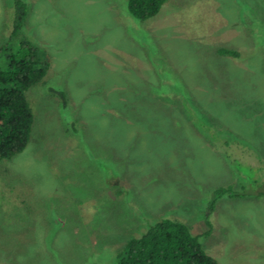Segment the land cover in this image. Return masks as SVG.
<instances>
[{
    "label": "rangeland",
    "instance_id": "1",
    "mask_svg": "<svg viewBox=\"0 0 264 264\" xmlns=\"http://www.w3.org/2000/svg\"><path fill=\"white\" fill-rule=\"evenodd\" d=\"M11 2L0 68L23 40L48 68L26 91L27 146L0 161V264H114L163 217L217 264H264V198L208 208L218 187L257 190L253 172L199 127L241 141L264 179V0H166L145 20L127 0H25L14 37Z\"/></svg>",
    "mask_w": 264,
    "mask_h": 264
},
{
    "label": "trees",
    "instance_id": "2",
    "mask_svg": "<svg viewBox=\"0 0 264 264\" xmlns=\"http://www.w3.org/2000/svg\"><path fill=\"white\" fill-rule=\"evenodd\" d=\"M165 2L166 0H127V11L135 19L145 20L155 16ZM11 3L13 5L11 32L14 37L24 24L28 4L25 0H12ZM217 52L221 55H239L237 50L226 47H219ZM47 68L48 62L42 60L37 46L24 40L19 42L15 52L8 54L7 66L0 68V161L11 160L27 146L33 114L26 91L44 79ZM199 127L204 132H211L209 135L211 139L222 146L223 155L231 159L239 171L243 174L246 171L253 172L249 179L252 185L258 187L257 190L247 188L235 190L233 186L218 187L212 193L208 204L209 210L211 211L216 200L223 196L235 198L251 195L264 198V179L260 176L253 177L254 168L252 166L248 168L243 159L241 161L234 157V152L236 153L237 148L240 149L243 143L210 131L206 125ZM248 148L241 151L248 155ZM206 223L209 226L208 221ZM114 264H217V262L206 252L199 235L193 234L185 223L163 217L150 224L140 235L129 238L125 246L116 253Z\"/></svg>",
    "mask_w": 264,
    "mask_h": 264
}]
</instances>
